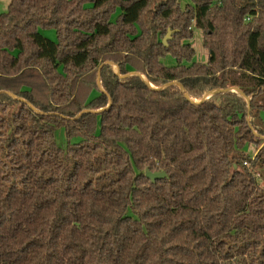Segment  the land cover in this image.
Returning <instances> with one entry per match:
<instances>
[{
  "label": "trees",
  "instance_id": "16d2710c",
  "mask_svg": "<svg viewBox=\"0 0 264 264\" xmlns=\"http://www.w3.org/2000/svg\"><path fill=\"white\" fill-rule=\"evenodd\" d=\"M262 112L264 0H9L0 264H264Z\"/></svg>",
  "mask_w": 264,
  "mask_h": 264
},
{
  "label": "rangeland",
  "instance_id": "374dc122",
  "mask_svg": "<svg viewBox=\"0 0 264 264\" xmlns=\"http://www.w3.org/2000/svg\"><path fill=\"white\" fill-rule=\"evenodd\" d=\"M9 3V0H0V13L4 12L7 8V5ZM186 3V0H181L182 6ZM40 33L51 39V40H56L55 36V31L51 28L49 29H41L39 30ZM190 43L192 44L194 48V56L193 60L196 62H205L207 60V50L203 47L202 45V33L201 30L198 28L193 29V36L192 39L190 40ZM163 62L167 65L174 64V59L171 56H166L163 58ZM115 69V67L113 66ZM198 101V100H197ZM262 118H264V112L261 114ZM54 140L56 141L57 144H64L65 142V135H64V130L62 128H58L54 130ZM243 150L245 153H248L249 155H252L256 151V146L253 144H248L243 147ZM256 172L254 173L258 183L260 185H264V169H256Z\"/></svg>",
  "mask_w": 264,
  "mask_h": 264
},
{
  "label": "water",
  "instance_id": "95a60500",
  "mask_svg": "<svg viewBox=\"0 0 264 264\" xmlns=\"http://www.w3.org/2000/svg\"><path fill=\"white\" fill-rule=\"evenodd\" d=\"M172 30H167L165 36L163 37V42L166 43L167 39L170 37ZM115 66V65H113ZM115 70L117 71V68L115 67ZM144 80L145 77L143 75H141ZM227 89V88H226ZM233 89V88H230ZM214 91L209 92L207 95L204 96V98L208 97L209 95H211ZM166 174L164 171H150L148 168H145V176L147 178H149L151 181H154L155 179H160L162 177H164Z\"/></svg>",
  "mask_w": 264,
  "mask_h": 264
},
{
  "label": "built area",
  "instance_id": "2783aa9c",
  "mask_svg": "<svg viewBox=\"0 0 264 264\" xmlns=\"http://www.w3.org/2000/svg\"><path fill=\"white\" fill-rule=\"evenodd\" d=\"M244 164H245V165H248V162H247V161H244Z\"/></svg>",
  "mask_w": 264,
  "mask_h": 264
}]
</instances>
